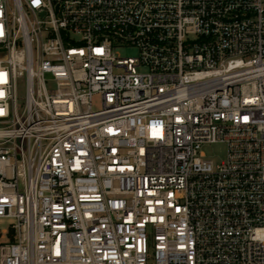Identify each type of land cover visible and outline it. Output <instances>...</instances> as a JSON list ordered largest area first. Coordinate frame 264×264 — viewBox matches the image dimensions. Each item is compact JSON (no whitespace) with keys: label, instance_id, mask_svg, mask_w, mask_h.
<instances>
[{"label":"built area","instance_id":"2783aa9c","mask_svg":"<svg viewBox=\"0 0 264 264\" xmlns=\"http://www.w3.org/2000/svg\"><path fill=\"white\" fill-rule=\"evenodd\" d=\"M4 219L0 264H264V0H0Z\"/></svg>","mask_w":264,"mask_h":264},{"label":"rangeland","instance_id":"374dc122","mask_svg":"<svg viewBox=\"0 0 264 264\" xmlns=\"http://www.w3.org/2000/svg\"><path fill=\"white\" fill-rule=\"evenodd\" d=\"M119 53H120V56L122 58H130V57L133 58V57L137 56V51L135 49H132V48L120 50ZM93 107L95 110H98L101 108V100H100L99 96H96L94 98ZM205 149L207 151L212 152V154L215 156L214 157L215 163H220V161L224 160L227 156V148L223 144L207 146V147H205ZM14 222L15 221L12 219H4V220L0 221V229L1 230H9L11 228V225Z\"/></svg>","mask_w":264,"mask_h":264}]
</instances>
